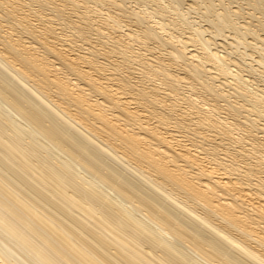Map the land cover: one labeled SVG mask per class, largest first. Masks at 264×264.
I'll list each match as a JSON object with an SVG mask.
<instances>
[{
	"label": "bare ground",
	"instance_id": "6f19581e",
	"mask_svg": "<svg viewBox=\"0 0 264 264\" xmlns=\"http://www.w3.org/2000/svg\"><path fill=\"white\" fill-rule=\"evenodd\" d=\"M149 1L0 0V264H264V0Z\"/></svg>",
	"mask_w": 264,
	"mask_h": 264
},
{
	"label": "rangeland",
	"instance_id": "374dc122",
	"mask_svg": "<svg viewBox=\"0 0 264 264\" xmlns=\"http://www.w3.org/2000/svg\"><path fill=\"white\" fill-rule=\"evenodd\" d=\"M141 4H143V5H147L146 7H148L149 8V6H150V1L149 0H138ZM173 1H175L176 2V0H173ZM161 2H162V5L163 6H166L168 3H169V0H161ZM177 2H178V0H177ZM170 4L171 5H173V6H175V3L174 2H170ZM149 5V6H148ZM176 6H178V7H180V5H178L177 3H176ZM184 7V6H183ZM180 11V10H179ZM195 14V15H194ZM198 13L197 12H195L194 13V11L192 10V12L190 11V12H188V17L191 19V20H193L194 18H196V19H194V21H196V22H198V20H199V18H197V17H199V14L197 15ZM194 16V17H193ZM203 24V23H202ZM259 70V69H258ZM255 71V73L254 74H248V76L246 75V72H244V71H242V73H241V75L242 76H244L243 78H248V80H250L251 82L249 83L250 84V87H252L253 85L255 86L256 85V87L257 88H260V87H262L263 85H264V71L262 72V73H260V70L259 71ZM255 77V78H254ZM261 77H262V79H261ZM259 78V79H258ZM0 79H2L1 77H0ZM252 79V80H251ZM253 80H254V82H253ZM256 80V81H255ZM263 80V81H262ZM259 81V82H258ZM261 81V82H260ZM253 82V83H252ZM255 83V84H254ZM262 83V84H261ZM260 84V85H259ZM26 86V85H25ZM253 86V87H254ZM27 87V86H26ZM255 87V88H256ZM27 88H29V87H27ZM7 94L8 95H10V93L9 92H7ZM7 96V95H6ZM47 106H48V104H47ZM46 106V108H49L50 110H52L49 106L47 107ZM52 106V105H51ZM31 109H37L40 113H39V115H40V118H41V120L46 124V123H48L49 121L47 120V118H46V115L47 114H49V115H52V116H54L53 118H55V120L53 119V121L55 122V123H59V120L61 119V120H63V121H65V120H67V118L65 117V116H63L62 115V113H60L59 111H58V114H61V115H58V114H54L55 112H53V110L52 111H50V110H47V109H45V108H43V107H39V106H36V105H32L31 107H30ZM54 108V107H53ZM55 109V108H54ZM63 121H60V122H63ZM70 122V121H69ZM71 124H72V127L74 128V129H76L77 131H79L78 133H83L82 131H84V130H82L78 125H76V124H74L73 122H70ZM52 124H54V123H52ZM85 132V131H84ZM88 134V133H87ZM88 136H90L89 134H88ZM91 137V136H90ZM92 138V137H91ZM92 141H94L95 143H97V141H96V139H91ZM13 142V141H12ZM14 143V142H13ZM33 161H35V158H31ZM45 162V161H44ZM109 163H111V162H109ZM35 171V170H34ZM8 174L11 176V177H13V178H15V179H17V177L13 174V173H11V172H8ZM26 190H28L29 192H31L32 193V195L33 196H35V197H40L41 199H42V196H40V195H38L37 193H35L34 191H32L29 187H28V185L27 184H21ZM140 185V187H145V185L144 184H139ZM123 186V188L124 189H127L128 191H131V190H134V192H137L134 188H130V186H129V184H123L122 185ZM167 192V191H166ZM157 193H159V194H161L160 193V191H158L157 190ZM154 195H156L157 197H158V199H161L163 202H165V200H163L158 194H156V193H154ZM146 201H147V203H151L152 201H150L148 198H146L145 199ZM176 201H180V200H175L174 201V203H176L177 204V202ZM178 206L180 205V204H177ZM176 209V208H175ZM177 210V209H176ZM182 218H184V219H186L185 218V216H183ZM171 219H173V217H171ZM180 221H181V218H178V220H177V222L178 223H180ZM172 222L174 223L175 221H173L172 220ZM234 252V251H233Z\"/></svg>",
	"mask_w": 264,
	"mask_h": 264
}]
</instances>
